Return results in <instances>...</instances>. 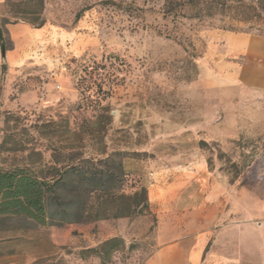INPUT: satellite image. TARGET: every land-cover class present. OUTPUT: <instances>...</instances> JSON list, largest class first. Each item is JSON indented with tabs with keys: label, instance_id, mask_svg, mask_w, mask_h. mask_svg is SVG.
<instances>
[{
	"label": "rangeland",
	"instance_id": "obj_1",
	"mask_svg": "<svg viewBox=\"0 0 264 264\" xmlns=\"http://www.w3.org/2000/svg\"><path fill=\"white\" fill-rule=\"evenodd\" d=\"M0 27V169L119 151L141 210L59 246L0 215V264H142L201 232L200 264H264V88L218 66L221 33L264 35V0H4Z\"/></svg>",
	"mask_w": 264,
	"mask_h": 264
},
{
	"label": "trees",
	"instance_id": "obj_2",
	"mask_svg": "<svg viewBox=\"0 0 264 264\" xmlns=\"http://www.w3.org/2000/svg\"><path fill=\"white\" fill-rule=\"evenodd\" d=\"M121 154L113 151L101 158L72 155L66 165L47 167L44 173L0 169V215L24 216L41 226H62L140 213L133 196L121 191Z\"/></svg>",
	"mask_w": 264,
	"mask_h": 264
},
{
	"label": "crops",
	"instance_id": "obj_3",
	"mask_svg": "<svg viewBox=\"0 0 264 264\" xmlns=\"http://www.w3.org/2000/svg\"><path fill=\"white\" fill-rule=\"evenodd\" d=\"M4 0H0V3ZM226 43L229 52V62H219L221 69L229 75V85L250 84L254 87L264 88V35L245 31L229 30L220 34ZM96 223V222H95ZM86 223L65 224L48 227L54 245H61L60 234L66 238L73 234L79 225ZM92 224V223H91ZM94 224V223H93ZM115 237V233L105 236L101 241ZM208 241L206 232L199 235L183 238L169 243L152 251L142 264H200L201 257Z\"/></svg>",
	"mask_w": 264,
	"mask_h": 264
},
{
	"label": "water",
	"instance_id": "obj_4",
	"mask_svg": "<svg viewBox=\"0 0 264 264\" xmlns=\"http://www.w3.org/2000/svg\"><path fill=\"white\" fill-rule=\"evenodd\" d=\"M0 42H1V59L4 61L5 60V46H4L3 34L1 30H0Z\"/></svg>",
	"mask_w": 264,
	"mask_h": 264
}]
</instances>
